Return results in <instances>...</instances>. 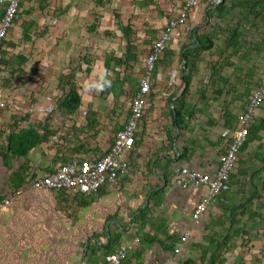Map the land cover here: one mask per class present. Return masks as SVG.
<instances>
[{"label": "crops", "instance_id": "crops-1", "mask_svg": "<svg viewBox=\"0 0 264 264\" xmlns=\"http://www.w3.org/2000/svg\"><path fill=\"white\" fill-rule=\"evenodd\" d=\"M248 1L226 0L225 13L221 16L210 0H200L168 48L183 37L189 23L193 28L195 22L199 24L203 18L213 16L216 25L221 27L231 17L237 18L227 30L241 29L237 39L240 44L249 38L257 44L264 42V36L257 33L264 27V8L260 10L263 14L255 16L251 7L246 6ZM183 3L184 0H172L166 10L179 12ZM108 6L98 8L95 0H24L20 19L1 50L3 101L20 109L0 111L3 139L0 145V264H99L123 246H132V249L118 264H209L210 261L264 264V164L253 168L250 163L256 153L264 157V106L254 121L261 129L242 154V165L235 174L237 179H232L231 191L215 199L199 225L194 224L192 214L207 189L182 190L175 181V170L180 167L215 175L232 131L237 129V122L249 103V95L264 76V68L261 72L257 63L249 64V71L241 68L245 64H230L232 73L246 72L248 76L256 72L260 73V80L246 85L244 92L249 95L242 110H225L217 120L210 117L196 126L197 132L193 126L196 103L187 101L193 80L188 66L196 52H191L189 62L181 58L180 77L189 75L188 86L171 89L168 82L172 75L178 77L177 69L159 66L152 87L157 101L149 97L135 146L126 154L128 172L118 187H104L91 195L31 188L33 181L53 173L75 157L91 160L104 157L127 122L133 97L128 85L117 100L102 90V97H95L96 90L91 89L94 93L82 99V105L73 114L65 113L57 105L63 95L61 78L76 66L81 64L84 71L74 70L81 92L86 83L98 81L105 72L104 52L98 50V43L103 38L101 33L114 29L115 21L104 13L96 23L94 15L95 12L102 14ZM2 15L0 6V20ZM94 24L98 28L93 31ZM193 29L195 42L197 32ZM220 30L226 34V41L227 30ZM214 32L197 35L215 43L219 35ZM182 49L177 53L180 57ZM239 53L238 49L237 52L231 49V57ZM85 56L92 66L83 62ZM88 66L91 71L86 73ZM224 68L211 67L215 83L219 79L228 83L221 76ZM106 75L111 79L113 74L109 71ZM157 75H161V80L156 79ZM126 100L129 107L123 112ZM50 102L57 107L51 115L29 112L30 108L47 106ZM182 102L186 112L180 109ZM172 104L182 113V130L173 124ZM260 174L262 179L258 177ZM251 177L255 180L250 184ZM257 186L261 197L249 205L250 211L242 222L234 225L232 209L245 201H240L242 197H250ZM239 218L237 215L235 220ZM239 229L247 233L235 234ZM187 231L191 236L181 244V237ZM136 239L140 240L138 244ZM178 248L180 252H176Z\"/></svg>", "mask_w": 264, "mask_h": 264}, {"label": "built area", "instance_id": "built-area-1", "mask_svg": "<svg viewBox=\"0 0 264 264\" xmlns=\"http://www.w3.org/2000/svg\"><path fill=\"white\" fill-rule=\"evenodd\" d=\"M24 0H0L3 15L0 20V54L4 41L10 30L20 19L21 4ZM212 4L218 5L222 0H210ZM200 4V0H184L183 7L178 15L172 17L163 31L153 44L151 52L146 58L143 74L139 79V90L133 94L131 110L124 128L115 137L109 152L99 159H81L75 157L69 162L59 166L53 173L32 182L31 188L37 190L74 191L85 195L98 193L102 188H116L120 180L127 174L129 163L126 159L128 151L132 150L136 143V137L140 130L146 108L148 107L149 94L155 81L156 63L165 55L169 44L174 40L179 28L186 25L190 13ZM161 75L156 79L161 80ZM171 81L176 79L175 74ZM264 104V76L258 87L252 93L249 103L239 118V125L232 131L231 142L222 157L221 165L215 175L204 172L193 171L185 167L175 170L176 185L182 190L207 189V194L196 205L192 218L195 225L201 223L203 215L207 212L213 201L224 192L231 189L232 174L238 168L239 154L248 140L249 126L254 122L257 112ZM10 108L19 110L15 104L8 105L3 101V93L0 89V111ZM57 107L50 102L47 106L30 108L29 112H38L42 115L55 113ZM86 114V113H85ZM0 121V128H1ZM57 141V139H55ZM3 139L0 137V145ZM18 193V192H17ZM191 236L187 231L181 237V244H185ZM140 240L136 239L135 243ZM132 246H123L114 254L105 258L99 264H118L125 259ZM180 252V248L176 249Z\"/></svg>", "mask_w": 264, "mask_h": 264}, {"label": "rangeland", "instance_id": "rangeland-1", "mask_svg": "<svg viewBox=\"0 0 264 264\" xmlns=\"http://www.w3.org/2000/svg\"><path fill=\"white\" fill-rule=\"evenodd\" d=\"M171 3L172 0H160L159 4L161 11H159L158 7H145L141 5L138 0H126L121 3H116V0H111L108 9L105 10L102 14H100V12H95L94 20L95 22H100L104 13H108L110 17H113V13L118 10L124 23H128L129 20L133 21L135 26L134 28L136 30V36L135 38H133V42H135L138 46L140 59L142 61L144 57L143 55L149 51L151 42L156 38L158 31H161L162 28L164 29L165 19H167V17H170L171 15H176L177 11L174 9L169 11L171 15H166V13H169L166 10V7ZM239 10L240 8L236 9L235 13L238 14ZM236 20L237 18H233L232 20L231 17L228 22H223V25L221 27L219 24L216 25V19L213 16L209 19L203 18L201 22H199V24L195 22L193 25V28L196 30L195 32H197V34H201L205 31L211 33L214 30L219 35V37L215 39V46L209 51H201L198 53L196 52V54L191 57L188 66L192 71L193 80L191 89L187 94V101L190 100L191 102L196 103V113L194 116L196 120L194 122L195 125L193 123L194 130H196L195 132H197L198 130L196 126L204 124L205 120L210 117H214L217 120L220 119V117L222 116V112H224L225 110L231 109L232 111L235 110L237 112L242 110L244 107V103L249 95L244 92L246 85H248L250 81L252 84L255 82L257 83V81L260 80V73L256 72H251V75L249 74L248 76L246 75V72L232 73L233 69H231V63H233V65H238L237 63L245 64V67H240L246 71H249L248 65L251 63H257L261 69V72L262 68H264V42L262 41L257 44L252 40V38H249V40H247L245 44H240L238 48L240 53L231 57V49L227 48L226 41L224 40L226 34L222 32L220 28L225 31L227 30V26H229V24H234ZM260 23L261 21H258V24ZM189 24L184 31L183 37L175 44H171L169 51L175 50L176 53L167 51L163 56L162 61L156 63V70L159 68V66H162L163 68L177 69L179 73L178 77H176L174 81H171L169 79L170 82H168L171 84H169L171 89H174L176 87L180 89L183 86L182 79L180 77L182 60L180 54L177 53L182 49L183 46L192 44L194 42L192 36L193 28ZM190 31L192 33H190ZM257 33L259 34V36H264V27L263 30ZM98 46H100L101 52H104L106 49H114L118 53L124 51V43H122V41L118 39L115 42L110 40L102 41L100 39ZM255 46H257V48H255ZM215 65L218 68L225 66L223 72L221 73V76L227 80V84L220 79L217 81V83H215V78L212 74L211 69V67H214ZM142 71V62H140L139 68L135 67V70L130 74H132L133 77L136 76L134 78H137V76ZM176 83L178 85H176ZM93 93L94 92L91 89H86L85 87L84 91L82 92L83 97L85 98L92 95ZM100 93V90H96L95 97H102L100 96ZM164 94L165 93H162V95ZM156 96H154L155 101H157ZM163 101H166V98L164 96ZM128 104L129 101L127 102V100L123 103V112L124 109L125 111H128ZM250 163L252 164L253 168L257 167V165H262V161L258 160L257 157H252ZM258 177L260 178V176ZM241 200H244V198L242 197L240 201Z\"/></svg>", "mask_w": 264, "mask_h": 264}, {"label": "trees", "instance_id": "trees-1", "mask_svg": "<svg viewBox=\"0 0 264 264\" xmlns=\"http://www.w3.org/2000/svg\"><path fill=\"white\" fill-rule=\"evenodd\" d=\"M124 1H126V0H119V3L124 2ZM138 1L141 5H143L145 7H149V6L158 7L159 11H161L160 4H159L160 0L159 1L158 0H138ZM225 2H226V0H222L221 3L218 4L215 8V10H217V12H219L221 16H224L223 13H225V7H226ZM110 3H111V0H95L96 7H98V8H103L104 5H109ZM116 3H118L117 0H116ZM251 3H252L251 0H249L246 3V6L249 5L251 7V9L253 11L252 14H255V16H260V14H263V10H262V12L260 10H261V8H264V0H255L252 4ZM182 7H183V5L178 10L179 12L181 11ZM179 12H177L176 15H178ZM166 15L168 16V13H166ZM176 15H174V16H176ZM174 16L171 15V17H167V19H165L166 20L165 26L167 25L168 21ZM113 17H114V21H115L114 29L105 30L103 33H101L100 36H103V38H101V40H107V41L110 40V41L115 42L118 39V40L122 41V43H124V51L121 53L116 52L114 49H112V50L106 49L104 51V54H103L104 59H105L104 67L107 70V72L111 71L114 76L111 75L112 78L109 79L111 81V83H110V85H108L107 87H104L102 89V93L105 94L106 96L113 95L114 99L117 100V99H120V97L122 95H124L125 88L127 85L130 86V88L132 90V94H134L135 92H137L139 90V79H140V75L143 74V71L137 76V78H134L136 76L133 77L132 74H130V73L135 70V67L139 68L140 62H142V70H144L146 58L149 55V53L151 52L153 44L156 42L159 35L163 31V28L161 29V31L160 30L158 31L156 38L151 42V46H150L149 51L143 55L144 57L141 61L138 46L135 42H133V38H135V36H136L135 35L136 30L134 28L135 26H134L133 21L129 20L128 23H124L118 10H116L113 13ZM96 28H98V27H97V25L94 24V26L92 27V30L94 31V30H96ZM240 31H241V29L239 27L229 28L226 31L229 34L228 39L226 40V46L228 49H233L235 52H237V49L240 46V42L237 40L240 37ZM194 37H195V42L193 44H191V45L189 44V45H186L185 47H183L182 55H181L182 60H186L189 62V57L191 55V52L194 51V52L198 53V52L205 51V50L209 51L214 47V42L212 39L210 40V38H208V37H204V36L202 37V36H199L197 34H195ZM5 41H4V43H5ZM147 43H149V42H147ZM98 50H100V47L98 48ZM167 51H169V48H167ZM140 53H141V51H140ZM86 58H87V56L84 57L83 62L86 63L87 65L91 64V62ZM162 59H163V57H162ZM162 59H160V61H162ZM79 63H81V62H79ZM78 66H76L74 68V70L79 73L82 71V65L79 64ZM91 66H92V64H91ZM74 70L72 69L70 73L62 76L61 79H62V82L64 84V87L62 88L63 95L57 101L58 108H60V110L64 111L65 113H68V114L75 113L80 108V106L82 105V99L85 98V97H83V94L81 92L82 89L79 88L76 84L77 76H76V73L74 72ZM90 71H91V68L89 69V66H88V68L86 69V73H89ZM83 72L84 71H82V73ZM182 83H183V85L186 84L187 86L190 84L189 75L185 74L182 77ZM66 87H68V88H66ZM151 96L153 99V97H154L153 96V89L151 90V92L149 94V97H151ZM251 96H252V92L249 95V99L251 98ZM179 105H180L181 111L186 112L187 108L185 106V103L182 102ZM172 106L174 107L173 109L171 108L172 113H174L173 124L178 129L182 130V129H184L183 128L184 121L182 118V113L180 112V110H177V106L175 104H172ZM227 116L228 115L226 114V117ZM238 125H239V122H237V126ZM259 129H261V126L255 125L254 122L250 124L249 130H248L250 132V134H249L247 142L245 143V145L243 146V148L239 154L238 167H239V165H242V162H241L242 158L241 157H242L243 152L246 150L245 149L246 146L248 145V143L251 142V139L257 138V136L255 134L257 133V131ZM230 142H231V137L229 139V143L227 144V147L225 150H227V148L229 147ZM184 151H185V149L183 150V152ZM255 157H257L258 160L262 161V164H264V157L262 155L256 153ZM237 169L232 174L231 184H232V179L236 178L235 174H237L236 173ZM257 172L260 173L259 171H257ZM239 173H242L241 170ZM252 176H254V175H252ZM259 176L262 179L261 174ZM254 180H255L254 177L253 178L251 177L250 184L253 183ZM261 185H263V184H260V186ZM231 189H232V186H231ZM231 189L228 192H230ZM260 192H261V190H260L259 186H257L256 189H254V191L250 194V197L244 198L245 201H242L240 204H238L237 206H235L232 209L233 213H232L231 220H233L232 222L234 225L236 224V222H237V225H239L242 222L243 216H245L248 213V211H250L249 205L252 204L255 199H257L256 197H259V198L261 197ZM243 196H244V194H243ZM237 215L240 216L241 218H239V220L236 221L235 217ZM239 231L240 232H234V233L235 234H240L242 232L244 234L247 233L241 229H239ZM225 242H227V240ZM213 258L216 259V256H213ZM209 264H213V261H210Z\"/></svg>", "mask_w": 264, "mask_h": 264}, {"label": "clouds", "instance_id": "clouds-1", "mask_svg": "<svg viewBox=\"0 0 264 264\" xmlns=\"http://www.w3.org/2000/svg\"><path fill=\"white\" fill-rule=\"evenodd\" d=\"M107 70L101 74L100 79L98 81H92L91 83H86V89H96L97 91L102 90L104 87L110 85L111 81L107 79Z\"/></svg>", "mask_w": 264, "mask_h": 264}, {"label": "bare ground", "instance_id": "bare-ground-1", "mask_svg": "<svg viewBox=\"0 0 264 264\" xmlns=\"http://www.w3.org/2000/svg\"><path fill=\"white\" fill-rule=\"evenodd\" d=\"M214 201H215V200H214ZM214 201H213V202H214Z\"/></svg>", "mask_w": 264, "mask_h": 264}]
</instances>
